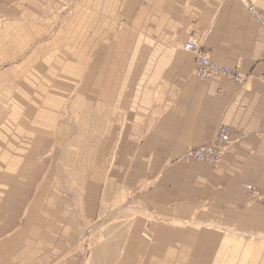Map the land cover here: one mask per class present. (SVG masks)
Segmentation results:
<instances>
[{
	"label": "rangeland",
	"instance_id": "1",
	"mask_svg": "<svg viewBox=\"0 0 264 264\" xmlns=\"http://www.w3.org/2000/svg\"><path fill=\"white\" fill-rule=\"evenodd\" d=\"M37 2L42 8L30 19L15 17L0 0V172L9 164L10 159L2 160L6 152L10 155L14 147L39 150L35 138L47 134L44 150L37 156L41 169L31 189L42 195L43 203L53 197V204L61 205L66 215L56 227L66 231L65 250L47 261L44 247L37 263L114 264L137 223L148 225L156 218L159 196L175 191L173 183L165 180L164 169L181 172L196 165L216 169L223 161L219 165L153 161L149 159L157 155L142 147L143 132L147 135L149 123L157 118V97L143 94L141 83L131 82L141 74L142 34L125 32L129 24V28L141 24V0H99L93 7L81 3V8L78 0ZM99 43L112 46V64L103 82L88 77ZM107 52L105 47L98 52L94 70L100 77ZM78 62L87 68L86 80L79 81L74 74ZM68 63L75 65L69 74L72 79L61 82L54 71ZM48 114L55 121L50 127L45 125L52 120ZM34 125L37 133L32 131ZM254 191L264 194L251 189L249 205L264 209ZM39 196L17 234L26 237L35 220L55 215L48 211L37 216L42 207ZM196 228L213 231L221 241L214 242L213 264H264V226ZM162 229L154 234L145 227L147 243ZM139 230L137 226L136 233ZM30 256L22 260L24 264H33L35 256Z\"/></svg>",
	"mask_w": 264,
	"mask_h": 264
},
{
	"label": "crops",
	"instance_id": "2",
	"mask_svg": "<svg viewBox=\"0 0 264 264\" xmlns=\"http://www.w3.org/2000/svg\"><path fill=\"white\" fill-rule=\"evenodd\" d=\"M141 1V24L132 28L129 24L125 32L142 34L141 74L131 82L141 83L143 94L151 93L152 97L154 93L157 97L156 121L149 123L148 134L144 131L142 135V147L151 148L149 151L157 155L149 160L176 163L188 149L213 144L222 126L231 128V145L219 168L196 165L181 172L164 169V178L173 183L175 191L159 196L154 208L156 218L151 219L157 223L139 221L114 264H213L214 242L221 241L211 234L213 231L198 230L197 225L223 229L264 226V209L248 203L251 189L264 192V30L247 10L252 5L264 15V0ZM98 2L78 0L79 8L83 3L93 7ZM4 4L13 9L15 17L30 19L42 8L37 0H4ZM190 40H196L213 61L241 74L245 81L196 77L195 55L184 49ZM102 47L108 52L100 66L104 68L100 77L94 67ZM94 48L98 51L88 68V77L103 82L112 64V46L99 43ZM74 67L68 63L54 74L61 82L69 81ZM75 69L79 81L82 77L86 80V66L78 62ZM103 95L98 93V97ZM48 116L52 120L45 125L50 127L55 121L51 114ZM34 126L32 131L39 129ZM46 135L35 138L39 150L27 152L14 147L2 158L10 160L0 172V264H24L22 260L36 254L31 261L38 264L39 251L44 247L47 261L64 254L66 231L56 225L66 214H62L60 204H53V197L43 203L42 195H34L31 189L41 169L37 156L44 150ZM38 196L42 207L37 216L49 211L55 214L49 216L54 220L38 216L26 237L17 234ZM137 226L141 233H136ZM145 227L154 234L162 227L167 230L162 229L158 238L153 236V241L147 243ZM35 229L40 233L34 235Z\"/></svg>",
	"mask_w": 264,
	"mask_h": 264
},
{
	"label": "built area",
	"instance_id": "3",
	"mask_svg": "<svg viewBox=\"0 0 264 264\" xmlns=\"http://www.w3.org/2000/svg\"><path fill=\"white\" fill-rule=\"evenodd\" d=\"M250 14L256 19L260 27L264 30V15L255 7L248 8ZM185 51L195 55V75L199 79H208L215 76H222L233 83H243V76L227 66L220 65L213 61L208 53L201 48L196 41H189L185 47ZM261 60L264 61V50L261 55ZM231 128L222 126L219 129L217 140L208 146L193 148L186 151L182 156L181 161L185 163L203 162L213 165L222 163L223 158L231 144ZM253 196L260 202L264 203V194L259 191H254Z\"/></svg>",
	"mask_w": 264,
	"mask_h": 264
},
{
	"label": "bare ground",
	"instance_id": "4",
	"mask_svg": "<svg viewBox=\"0 0 264 264\" xmlns=\"http://www.w3.org/2000/svg\"><path fill=\"white\" fill-rule=\"evenodd\" d=\"M250 6H252V5H250ZM250 6H248L247 7V10H248V8L250 7ZM254 7V6H253ZM258 10V9H257ZM259 11V10H258ZM248 12H249V10H248ZM250 13V12H249ZM194 71H195V69H194ZM9 151V150H8ZM224 159V158H223ZM228 239V238H227ZM253 247H254V245H253ZM249 250V249H248ZM254 250V249H253ZM256 250V249H255Z\"/></svg>",
	"mask_w": 264,
	"mask_h": 264
}]
</instances>
